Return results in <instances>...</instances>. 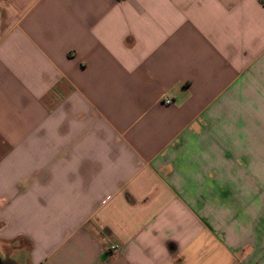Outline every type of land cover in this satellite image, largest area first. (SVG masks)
Listing matches in <instances>:
<instances>
[{"label":"crops","instance_id":"1","mask_svg":"<svg viewBox=\"0 0 264 264\" xmlns=\"http://www.w3.org/2000/svg\"><path fill=\"white\" fill-rule=\"evenodd\" d=\"M10 246L24 264H264V0H0Z\"/></svg>","mask_w":264,"mask_h":264},{"label":"rangeland","instance_id":"2","mask_svg":"<svg viewBox=\"0 0 264 264\" xmlns=\"http://www.w3.org/2000/svg\"><path fill=\"white\" fill-rule=\"evenodd\" d=\"M13 247L12 246H10V247H5V248H3V249H0V257L3 259V260H7V261H10V262H14L15 264H18V263H20V264H24V261H23V259H24V257H23V255H21V254H15L14 252H13ZM9 255H11L10 257L12 258V261H11V259H7L8 257H9Z\"/></svg>","mask_w":264,"mask_h":264},{"label":"built area","instance_id":"3","mask_svg":"<svg viewBox=\"0 0 264 264\" xmlns=\"http://www.w3.org/2000/svg\"><path fill=\"white\" fill-rule=\"evenodd\" d=\"M165 103H166V104H170V103H171V100H169V99H165ZM117 250H118V247L115 246V245H110V246L107 248V251H108L112 256H114V254L117 253Z\"/></svg>","mask_w":264,"mask_h":264},{"label":"flooded vegetation","instance_id":"4","mask_svg":"<svg viewBox=\"0 0 264 264\" xmlns=\"http://www.w3.org/2000/svg\"><path fill=\"white\" fill-rule=\"evenodd\" d=\"M0 264H13L12 262H10V261H3V259L2 258H0Z\"/></svg>","mask_w":264,"mask_h":264},{"label":"water","instance_id":"5","mask_svg":"<svg viewBox=\"0 0 264 264\" xmlns=\"http://www.w3.org/2000/svg\"><path fill=\"white\" fill-rule=\"evenodd\" d=\"M3 261H5V260H3Z\"/></svg>","mask_w":264,"mask_h":264}]
</instances>
